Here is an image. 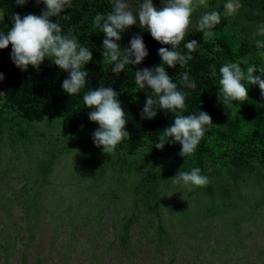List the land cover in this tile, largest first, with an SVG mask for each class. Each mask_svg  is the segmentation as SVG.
<instances>
[{
	"label": "trees",
	"instance_id": "1",
	"mask_svg": "<svg viewBox=\"0 0 264 264\" xmlns=\"http://www.w3.org/2000/svg\"><path fill=\"white\" fill-rule=\"evenodd\" d=\"M36 1L34 6L37 8L31 9L25 4L17 5L16 0H0V10L5 16V22H0V33L7 34L10 30L14 23L12 19L14 14H19L23 18L27 14L41 15L46 11V5L42 0V5ZM103 1L71 0V8H66L59 17L51 18L52 22L57 20L54 22L61 25L64 34L71 32L77 40L82 39L83 41L79 42L89 46L92 52L93 59L84 66L89 72L87 84L78 94L69 95L64 92L62 84L69 74L61 72V69L50 60L46 59L39 69L31 66L23 73V70L10 59L12 46L0 49V72H3L4 76V79L0 80V92L2 85L8 88L5 90V97L0 93V149L9 151L12 158L20 163L19 172L23 171L28 180L17 202L24 213L22 219L27 221L30 242L35 240V227L41 224L43 219L52 221L54 218L53 208L50 207L52 200L43 191L49 187L56 162L61 157L67 158L68 154L79 156V162L78 170L72 163L61 175V177L64 176V186L76 181L78 177L76 180L73 179L77 173H80V185L77 189L79 194L77 193L75 197L78 204L82 201H90L94 197H97L98 201L104 198L107 207L98 213L99 222L103 221L102 212L109 206L115 209L113 229L115 236L119 234L118 240H121L120 244L124 249L126 245L132 244L131 234L134 229L145 224L146 221L148 226L154 227L153 233L158 240V247L163 249L173 245L170 235L186 228L193 212H202L203 216L209 217L231 216V230H237L241 223L254 220L258 216L259 209L264 206V95L261 93L259 84L250 85L249 82L244 81L248 89V99L243 102L233 101L225 106L218 99V82L221 78L220 67L233 61L240 62L241 68L245 71L249 66L254 65L257 71L253 75L260 74L264 79V75L259 72V69L264 67L262 52L264 48L256 47V41H264V37L255 35L256 25L260 21H262L261 24L264 23V0H240L241 4L243 3L242 8L233 16L225 15L223 8L227 0H207L209 8L205 11L204 5L198 6L199 9L197 7L185 41L177 46L178 51L187 55L188 50L185 44L196 40L199 46L191 53L192 60L183 67L179 64L174 68L163 65L173 82L177 83L178 89L188 93L185 100L186 109L182 114L198 115L201 110L212 117L213 124L206 126L205 135L194 154L187 157L179 155L182 145L178 142L165 143L162 150L155 148L163 130L174 122L175 113L158 110L154 118L142 119V109L148 96H153L155 99L156 95L151 88L146 86L140 89L135 83V72L143 68L152 69L161 66L163 61L158 54V49L166 47L171 50L172 46L161 44L146 28L139 24L134 25L125 30L124 35L122 33L121 41L115 42L124 50L126 46V49L130 47L129 41L134 36H142L149 55L139 65L127 64L118 75L112 72L113 62L103 55V38L106 37L101 28L95 26L94 17L98 14L106 16L112 12L115 2ZM132 1L134 5H138V7L135 6L136 8L133 7L134 11L132 10L136 13L143 0ZM153 4L157 8H162L164 0H153ZM211 10H219L222 20L215 27L216 29H213L215 35L204 40L203 32L198 28V21L205 12ZM251 12L253 13L250 14ZM62 15H64L63 18ZM77 15L80 16V20L77 19ZM60 18L64 20V23ZM236 22L237 25H235ZM220 42H222L221 45ZM210 43L213 44L210 46ZM250 43L255 45L252 46ZM228 55L231 56V60ZM123 56L122 51V59ZM54 67L58 69L55 70ZM184 72H187L189 78L196 82L195 89L187 88L183 84L182 73ZM100 86L112 87L118 92V98L128 121L126 130L131 134V139L122 141L112 153H105L103 146L97 147L94 144L93 134L88 133V128L80 120L83 115H89L90 111L86 105L81 106L83 96ZM92 130L95 131V127ZM37 146L41 148L45 158L34 151ZM194 167H199L202 174L207 175L210 181L204 187L189 189L185 186L186 194L191 197L190 201H194L196 205L187 207L179 198H172L179 200V205L170 204L167 208L164 203L165 197L181 184L170 179L174 178L180 170L191 171ZM12 169L14 168L10 170ZM5 170L2 169L0 172ZM10 170L7 171V175L9 172H15ZM90 175H92L91 180L87 181L86 178ZM109 178L113 179V185L101 192L99 189L103 183H107ZM27 183L32 186L30 187ZM258 192L263 194V199L258 200L256 206L252 200ZM119 193L124 197L131 196L132 202L129 207H126V202ZM39 202L41 205L44 202L45 205L40 207ZM162 205L164 207H161ZM98 206L97 202L91 204V208ZM119 206L123 210L120 220L121 228H117L119 221L116 216L122 213L118 209ZM5 207L7 208V205ZM165 210L168 211L169 222L164 220L162 213ZM68 213L70 211L65 214L68 215ZM79 214L80 208L74 211L73 218H78ZM171 222L176 225L174 228L177 229L176 231L168 228ZM55 232L58 231L55 230ZM66 234L64 231L63 235ZM72 238L74 239L73 234L67 241L68 244L72 242ZM19 239H23L19 229L16 236L7 238L4 236L1 238L0 232V245L5 246L6 243L7 249L15 247ZM28 245L27 243L26 246ZM262 256L263 264L264 253ZM21 264H28L26 252H23Z\"/></svg>",
	"mask_w": 264,
	"mask_h": 264
},
{
	"label": "clouds",
	"instance_id": "2",
	"mask_svg": "<svg viewBox=\"0 0 264 264\" xmlns=\"http://www.w3.org/2000/svg\"><path fill=\"white\" fill-rule=\"evenodd\" d=\"M35 1L16 0V4H25L34 9L37 8L34 6ZM112 1L115 2L112 12L106 16L98 14L94 17L95 26L101 28L106 37L103 40V55L113 62L112 72L118 75L127 64L139 65L149 55L142 36H134L130 41V47L125 50H122L120 44L115 42L120 41L122 33L134 25L139 24L146 28L151 36L161 44L172 46L171 50L166 47L158 49V54L163 61L161 66L152 69L143 68L135 72L136 85L140 89L147 86L154 90L156 95L155 99L153 96H148L142 109L141 118L152 119L157 115L158 110L175 113L174 122L163 130L155 148L162 150L165 143L178 142L182 145L179 155L182 157L191 156L204 137L206 126L213 124L212 117L201 110L198 115L182 114L186 109L185 100L188 93L178 89L177 83L173 82L163 65H167V68H174L177 64L183 67L192 60L191 53L199 46L196 40L185 44V48L188 50L187 55L178 51L177 46L185 41L192 24L193 13L197 7L204 5L206 11L209 8L208 3L206 0H164V6L157 8L153 4V0H143L134 14V10L132 11L129 7L133 8L129 1ZM37 2L39 3L41 0H37ZM42 2L46 5V11L41 15L27 14L23 18L19 14L13 15L14 23L10 30L7 34L0 33V49L12 46L10 59L23 70V73L31 66L39 69L46 59L50 60L61 69V72L69 74L62 84L64 92L69 95L78 94L87 84L89 72L85 70L84 66L93 59L92 52L87 46L82 45L71 32L64 34L61 25L51 20L52 17H59L66 8H71V0H42ZM134 6L138 7V5ZM241 7L240 0H227L224 5L225 15H234ZM0 13H2L3 22H5L3 11L0 10ZM221 20V13L216 10L207 11L200 17L198 28L203 32L204 40L215 35L213 29L221 23ZM255 35L264 37V23L256 25ZM256 47L264 48V41L257 40ZM122 51L123 59L121 58ZM54 69L58 68L54 67ZM256 70V67L252 65L245 71L241 68L240 62L223 64L219 69L221 78L219 79L218 99L225 106L233 101H246L248 89L243 83L244 81L249 82L250 85L259 84L261 93L264 95V79L261 76L253 75ZM259 71L264 75V67H261ZM3 79V72H0V80ZM182 82L187 88H196V82L189 78L187 72L182 73ZM2 87L0 93L5 97V90L8 88L3 85ZM118 97V92L112 87L100 86L88 91L83 96V103H81V106L86 105L90 111L89 115L81 116L80 120L88 128V133L93 134L94 144L97 147L103 146L105 153L114 152L122 141L131 139V134L126 130L128 124L126 112ZM97 123L99 124L98 129ZM93 127H95V131L92 130ZM68 155L67 158H70L71 155ZM73 164L78 170V162L75 161ZM64 173L62 172V174ZM76 175L79 177L80 173ZM76 175L73 180L77 179ZM170 180L175 183L182 182L189 189L204 187L210 182L209 177L202 174L199 167H194L191 171L180 170Z\"/></svg>",
	"mask_w": 264,
	"mask_h": 264
},
{
	"label": "rangeland",
	"instance_id": "3",
	"mask_svg": "<svg viewBox=\"0 0 264 264\" xmlns=\"http://www.w3.org/2000/svg\"><path fill=\"white\" fill-rule=\"evenodd\" d=\"M127 1L135 7L132 0ZM129 7L133 10L131 6ZM0 22H3L2 13H0ZM37 147L34 148V151L45 158L41 148ZM75 161L79 162V156L61 157L57 161L56 172L50 178L52 186L49 184V187L43 191L52 200L50 207L53 208L54 218L52 221L46 220L47 218L43 219L41 224L34 229L35 240L30 242L27 221L22 219L24 213L17 203V198L22 194L21 190L28 180H26L23 171L19 172L20 163L12 158L9 151L0 149V169H6L3 171L5 174L0 172L2 177L0 180L5 182L1 183L0 181L1 238L16 236L18 229L23 238L19 239L15 247L10 249H7L6 243L5 246L0 245V264H21L23 252H26L28 264H262L264 206L259 209L258 216L254 220L241 223L237 230L230 229L231 216L209 217L203 216L202 212H193L189 225L182 231L170 235L173 245L163 249L158 247V240L153 233L154 227L148 226L146 221L145 224L137 226L132 232V244L126 245L125 249L122 248L120 244L122 242L118 240L119 234L115 236L116 233L113 229L115 209L109 206L106 211L102 212L103 221L99 222L97 215L100 210L107 207L106 200L102 198L98 201L97 197H94L90 201H82L78 204L75 197L80 185L79 177L76 181L65 186L62 183L64 181V176L61 177L62 172L64 173L66 167ZM11 168L14 169L10 170ZM9 170L15 172H9L10 174L7 175ZM91 176H88L86 180L90 181ZM113 182V179L109 178L99 190L106 191L109 186L113 185ZM180 183L165 197L164 203L167 208L170 204L179 205V200L183 201L187 207L196 205L193 203L194 201H190L191 197L186 194L185 185ZM27 184L32 186V184ZM28 185L27 188L30 189ZM121 197L126 202V207H129L132 202L131 196L124 197L121 194ZM172 198H179V200ZM261 199H263V194L258 192L252 202L257 206L256 202ZM96 202L99 208H91V204ZM39 205L42 207L45 204L43 202L41 205L39 202ZM79 208V217L73 218L74 211ZM118 209L122 213L120 216H116L119 221L117 228H121L120 220L123 210L121 206ZM67 211H70L68 215L65 214ZM162 214L164 220L169 222L168 211L165 210ZM169 224V229L177 230L174 229L175 224L172 222ZM64 231L67 233L66 235H63ZM55 233L57 234L56 240ZM72 234L74 239L72 238V242L68 244L67 241ZM27 243L28 246H26Z\"/></svg>",
	"mask_w": 264,
	"mask_h": 264
},
{
	"label": "bare ground",
	"instance_id": "4",
	"mask_svg": "<svg viewBox=\"0 0 264 264\" xmlns=\"http://www.w3.org/2000/svg\"><path fill=\"white\" fill-rule=\"evenodd\" d=\"M90 1H92V0H90ZM101 1H103V0H101ZM206 1H207V0H206ZM221 1H222V0H221ZM36 2H37V1H36ZM76 2H77V1H76ZM103 2H104V1H103ZM251 2H253V1H251ZM40 3H41V2H40ZM72 3H73V1H72ZM72 3H71V4H72ZM74 3H75V2H74ZM82 3H84V2H82ZM218 3H219V2H218ZM36 4H37V3H36ZM216 4H217V3H216ZM216 4H215V5H216ZM242 4H243V3H242ZM249 4H250V3H249ZM41 5H42V3H41ZM73 5H74V4H73ZM82 5H83V4H82ZM224 5H225V4H224ZM256 5H257V4H256ZM44 6H45V5H44ZM44 6H43V7H44ZM75 6H76V5H75ZM77 6H78V5H77ZM221 6H222V5H221ZM38 7H39V6H38ZM103 7H104V5H103ZM199 7H200V6H199ZM199 7H198V9H199ZM245 7H246V6H245ZM74 8H75V7H73V9H74ZM78 8H79V7H78ZM204 8H205V7H204ZM204 8H203V9H204ZM210 8H211V7H210ZM241 8H242V7H241ZM241 8H240V9H241ZM251 8H252V7H251ZM259 8H260V6H259ZM76 9H77V7H76ZM88 9H89V8H88ZM90 9H91V8H90ZM203 9H202V10H203ZM223 9H224V8H223ZM65 10H66V9H65ZM91 10H92V9H91ZM254 10H255V8H254ZM93 11H94V9H93ZM95 11H97V10L95 9ZM200 11H201V10H200ZM211 11H212V10H211ZM217 11H219V10H217ZM220 11H221V10H220ZM76 12H77V14H79L78 11H76ZM99 12H100V11H99ZM99 12H98V13H99ZM221 12H222V11H221ZM240 12H241V11H240ZM249 12H250V11H249ZM256 12H257V10H256ZM82 13H83V12H82ZM92 13H93V12H92ZM252 13H253V12H251L250 14H252ZM61 14H63V13H61ZM79 15H80V14H79ZM91 15H92V14H91ZM260 15H261V14H260ZM63 16H64V15H62V18H63ZM89 16H90V15H89ZM232 16H233V15H232ZM255 16H256V14H255ZM257 16H259V15H257ZM76 17H78V15H77ZM93 17H94V16H93ZM196 17H197V16H196ZM244 17H245V16H244ZM72 18H73V17H72ZM79 18H80V16H79L77 19L80 20ZM225 18H226V17H225ZM256 18H257V17H256ZM54 19H55V18H54ZM54 19H53V20H54ZM60 19H61V18H60ZM60 19H59V20H60ZM252 19H253V18H252ZM69 20H70V17H69ZM83 20H84V18H83ZM234 20H235V19H234ZM253 20H254V19H253ZM54 21H57V20H54ZM54 21H53V22H54ZM61 21H62V19H61ZM86 21H87V20H86ZM62 22L64 23V20H63ZM67 22H68V19H67ZM67 22H66V23H67ZM77 22H78V21H77ZM80 22H81V21H80ZM89 22H90V21H89ZM261 22H262V21H260L259 24H261ZM255 23H256V22H255ZM67 24H69V23H67ZM234 24H235V23H234ZM249 24H250V23H249ZM249 24H248V25H249ZM62 25H63V24H62ZM70 25H71V24H70ZM70 25H69V26H70ZM84 25H85V24H84ZM227 25H228V24H226V26H227ZM235 25H237V22H236ZM65 26L67 27L66 24H65ZM72 26H74V25H72ZM233 26H234V25H233ZM89 27H91V26H89ZM236 27H237V26H235V28H236ZM253 27H254V26H253ZM93 28H94V27H93ZM230 28H231V27H230ZM230 28H229V29H230ZM62 29H63V28H62ZM67 29H68V28H67ZM70 29H71V26H70ZM72 29H74V27H73ZM215 29H216V28H215ZM231 29H232V28H231ZM238 29H239V27H238ZM85 30H86V29H85ZM91 30H92V29H91ZM126 30H127V29H126ZM233 30H234V29H233ZM239 30H240V29H239ZM239 30H238V31H239ZM241 30H242V29H241ZM249 30H250V29H249ZM64 31H65V30H64ZM67 31H69V30H67ZM70 31H71V30H70ZM76 31L78 32V30H76ZM86 31H87V30H86ZM214 31H215V30H214ZM226 31H227V30H226ZM226 31H225V32H226ZM74 32H75V31H74ZM89 32H90V31H89ZM96 32H97V31H96ZM124 32H125V31H124ZM216 32H218V31H216ZM229 32H230V31H229ZM64 33H65V32H64ZM86 33H87V32H86ZM102 33H103V32H102ZM221 33H222V32H221ZM221 33H220V34H221ZM223 33H224V32H223ZM230 33H231V32H230ZM247 33H248V32H247ZM100 34H101V33H100ZM100 34H99V35H100ZM233 34H234V33H233ZM243 34H244V33H243ZM79 35H80V34H79ZM91 35H92V34H91ZM123 35H124V33H123ZM125 35H126V33H125ZM217 35H218V34H217ZM222 35H223V34H222ZM229 35H230V34H229ZM247 35H248V34H247ZM75 36H76V35H75ZM77 36H78V35H77ZM87 36H88V34H87ZM101 36H102V35H101ZM219 36L221 37V35H219ZM219 36H218V37H219ZM224 36H226V35H224ZM231 36H234V35H231ZM235 36H236V35H235ZM99 37H100V36H99ZM122 37H123V36H122ZM78 38H79V36H78ZM83 38H84V36H83ZM210 38H211V37H210ZM210 38H209V39H210ZM221 38H223V36H222ZM221 38H219V39L221 40ZM227 38H228V37H226V39H227ZM103 39H105V38H103ZM206 39H207V38H206ZM214 39H215V38H214ZM216 39H217V36H216ZM246 39H247V38H246ZM81 40H82V39H80V40L78 39V41H81ZM210 40H211V39H210ZM220 40H219V41H220ZM224 40H225V39H224ZM232 40H233V39H232ZM232 40H231V42H232ZM234 40H235V38H234ZM238 40H240V39H238ZM82 41H83V40H82ZM120 41H121V40H120ZM124 41H126V40H124ZM124 41H122V42H124ZM243 41H244V40H243ZM89 42H90V41H89ZM205 42H206V41H205ZM225 42H226V41H225ZM252 42H253V41H252ZM86 43H87V42H86ZM119 43H120V42H119ZM124 43H125V42H124ZM124 43H123V44H124ZM126 43H127V42H126ZM129 43H130V41H129ZM215 43H216V42H215ZM221 43H222V42H220V45H221ZM234 43H235V42H234ZM87 44H88V43H87ZM87 44H86V45H87ZM91 44H93V43H91ZM121 44H122V43H121ZM212 44H213V43H212ZM212 44L210 43V46H211ZM253 44H254V43H253ZM129 45H130V44H129ZM129 45H128V47H129ZM250 45H252V43H250ZM254 45H255V44H254ZM254 45H252V46H254ZM84 46H85V45H84ZM125 46H126V44H125ZM242 46H243V45H242ZM88 47H89V46H88ZM126 47H127V46H126ZM126 47H125V49H126ZM250 47H251V46H250ZM218 48H221V47L218 46ZM242 48H243V47H242ZM88 49H90V48H88ZM125 49H124V50H125ZM250 49H251V48H250ZM207 50H209V49H207ZM248 50H249V49H248ZM102 52H103V51H102ZM262 52L264 53V51H262ZM212 53H213V52H212ZM212 53H211V54H212ZM226 53H227V52H226ZM260 53H261V52H260ZM263 53H262V54H263ZM247 54H248V53H247ZM247 54H246V55H247ZM217 55H218V54H217ZM223 55H224V54H223ZM253 56H254V55H253ZM230 57H231V56L228 55L229 60L232 59V58H230ZM258 57H259V56H258ZM258 57H257V58H258ZM260 57H261V56H260ZM132 58H134V57H132ZM213 58H214V57H213ZM216 58H217V57H216ZM223 58H224V57H223ZM223 58H222V59H223ZM225 58H227V56H226ZM244 58H247V57H244ZM254 58H256V57H254ZM262 58H263V56H262ZM217 59H218V58H217ZM213 60H214V59H213ZM213 60H212V61H213ZM249 60H250V59H249ZM209 61H210V59H209ZM209 61H208V62H209ZM221 61H222V60H221ZM233 62H234V61H233ZM242 62H243V61H242ZM244 62H245V61H244ZM254 62H255V61H254ZM259 62H262V61H259ZM257 64H258V63H257ZM260 64H261V63H260ZM202 65H203V64H202ZM263 66H264V65H263ZM256 71H257V70H256ZM259 72H260V71H259ZM259 76H260V74H259ZM261 77H262V76H261ZM262 78H263V77H262ZM218 83H219V82H218ZM254 86H255V85H254ZM218 87H219V86H218ZM215 88H216V87H215ZM253 88H254V87H253ZM259 88H260V87H259ZM257 89H258V88H257ZM37 148H38V147H37ZM36 150H37V149H36ZM196 157H197V156H196ZM39 158H40V156H39ZM41 161H43V160H41ZM43 162H44V161H43ZM39 163H41V162H39ZM39 163H38V164H39ZM3 165H4V164H3ZM7 166H8V165H7ZM41 166H42V165H41ZM52 166H53V165H52ZM1 167H2V166H1ZM52 168H53V167H52ZM2 169H3V168H2ZM2 169H1V170H2ZM41 169L43 170V167H42ZM1 170H0V171H1ZM51 170H52V169H51ZM1 173H3V171H2ZM11 173H13V172H11ZM53 173H55V171H54ZM3 174H5V173H3ZM9 174H10V173H9ZM12 175H13V174H12ZM3 176H4V175H3ZM50 176H51V175H50ZM0 177H1V176H0ZM48 177H49V176H48ZM1 178H2V177H1ZM21 179H22V178H21ZM43 180H45V179H43ZM0 181H1V183H2L3 180H0ZM7 181H8V180H7ZM3 182H4V181H3ZM11 182H12V181H11ZM14 182H15V181H14ZM18 182H19V181H18ZM53 182H54V181H53ZM4 183H5V182H4ZM19 183H20V182H19ZM40 183H41V182H40ZM17 184H18V183H17ZM52 184H53V183H52ZM19 185H20V184H19ZM47 185H48V184H47ZM14 186H15V185H14ZM50 186H52V185L50 184ZM6 188H7V187H6ZM18 188H19V187H18ZM18 188H17V189H18ZM21 191H23V189H22ZM7 193H8V192H7ZM16 195H17V194H16ZM2 201H4V200H2ZM11 203H12V202H11ZM17 203H18V202H17ZM12 204H14V203H12ZM13 206H15V204H14ZM12 211H13V210H12ZM57 221H58V220H57ZM64 230H65V229H64Z\"/></svg>",
	"mask_w": 264,
	"mask_h": 264
}]
</instances>
